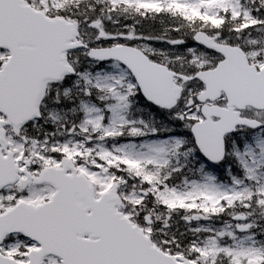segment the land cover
I'll use <instances>...</instances> for the list:
<instances>
[{"label": "snow or ice", "instance_id": "snow-or-ice-1", "mask_svg": "<svg viewBox=\"0 0 264 264\" xmlns=\"http://www.w3.org/2000/svg\"><path fill=\"white\" fill-rule=\"evenodd\" d=\"M0 264H264V0H0Z\"/></svg>", "mask_w": 264, "mask_h": 264}]
</instances>
